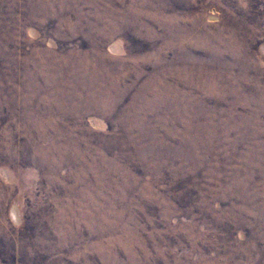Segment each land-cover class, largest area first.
<instances>
[{
  "label": "rangeland",
  "instance_id": "374dc122",
  "mask_svg": "<svg viewBox=\"0 0 264 264\" xmlns=\"http://www.w3.org/2000/svg\"><path fill=\"white\" fill-rule=\"evenodd\" d=\"M0 264H264V0H0Z\"/></svg>",
  "mask_w": 264,
  "mask_h": 264
}]
</instances>
